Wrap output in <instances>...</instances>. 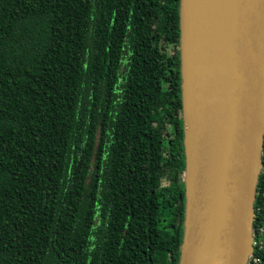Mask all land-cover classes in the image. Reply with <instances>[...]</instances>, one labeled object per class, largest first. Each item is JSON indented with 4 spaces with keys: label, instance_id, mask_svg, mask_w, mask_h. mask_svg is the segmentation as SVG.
Returning a JSON list of instances; mask_svg holds the SVG:
<instances>
[{
    "label": "trees",
    "instance_id": "trees-1",
    "mask_svg": "<svg viewBox=\"0 0 264 264\" xmlns=\"http://www.w3.org/2000/svg\"><path fill=\"white\" fill-rule=\"evenodd\" d=\"M180 4L0 0V264H179Z\"/></svg>",
    "mask_w": 264,
    "mask_h": 264
},
{
    "label": "water",
    "instance_id": "water-1",
    "mask_svg": "<svg viewBox=\"0 0 264 264\" xmlns=\"http://www.w3.org/2000/svg\"><path fill=\"white\" fill-rule=\"evenodd\" d=\"M179 264H247L264 150V0H181Z\"/></svg>",
    "mask_w": 264,
    "mask_h": 264
},
{
    "label": "built area",
    "instance_id": "built-area-1",
    "mask_svg": "<svg viewBox=\"0 0 264 264\" xmlns=\"http://www.w3.org/2000/svg\"><path fill=\"white\" fill-rule=\"evenodd\" d=\"M263 235H264V228L260 229L259 234H257V232L255 231V242H254L255 250H254L253 254L251 255L247 264H262V260H261L260 256L257 255V253H258L257 248L259 250L264 248V242L262 239Z\"/></svg>",
    "mask_w": 264,
    "mask_h": 264
},
{
    "label": "flooded vegetation",
    "instance_id": "flooded-vegetation-1",
    "mask_svg": "<svg viewBox=\"0 0 264 264\" xmlns=\"http://www.w3.org/2000/svg\"><path fill=\"white\" fill-rule=\"evenodd\" d=\"M185 211H186V205H185ZM185 218V217H184ZM183 224H184V220H183Z\"/></svg>",
    "mask_w": 264,
    "mask_h": 264
},
{
    "label": "rangeland",
    "instance_id": "rangeland-1",
    "mask_svg": "<svg viewBox=\"0 0 264 264\" xmlns=\"http://www.w3.org/2000/svg\"><path fill=\"white\" fill-rule=\"evenodd\" d=\"M183 176V175H182ZM183 178V177H182Z\"/></svg>",
    "mask_w": 264,
    "mask_h": 264
}]
</instances>
